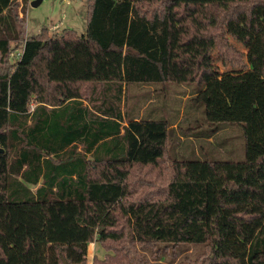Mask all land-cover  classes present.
<instances>
[{"label":"trees","instance_id":"obj_1","mask_svg":"<svg viewBox=\"0 0 264 264\" xmlns=\"http://www.w3.org/2000/svg\"><path fill=\"white\" fill-rule=\"evenodd\" d=\"M22 1L19 18L0 0V264H86L94 241L92 264L183 242L203 253L177 264H264V79L214 78L208 30L211 4L228 5L225 28L264 0H87L83 33L29 36ZM173 83L196 84L206 121L241 127L243 160L171 156L174 121L139 110ZM141 86L155 93L129 111Z\"/></svg>","mask_w":264,"mask_h":264},{"label":"rangeland","instance_id":"obj_2","mask_svg":"<svg viewBox=\"0 0 264 264\" xmlns=\"http://www.w3.org/2000/svg\"><path fill=\"white\" fill-rule=\"evenodd\" d=\"M16 1L18 17L21 18L23 1ZM33 1L27 0L25 4V36L36 33L44 25L50 33H58L66 27L77 33L86 30L87 0H41L37 5H32ZM227 6L217 3L209 6L208 30L214 39L210 53L212 76L216 79H264V4L253 8L250 16L245 12L239 13L235 20L223 28L219 19ZM221 36L237 50L236 58L230 57L229 50L224 48L220 40ZM20 48L19 46L17 50ZM237 59L243 66H233L230 63V60ZM195 89V83H173L168 84L166 93L156 92L155 96H152L155 93L154 87L141 86L136 90L139 95L128 100L131 108L127 107L131 111L133 106L143 102V94H151V101L143 105L139 115L174 121L168 132L169 152L174 158L243 160L244 138L241 127L233 122L206 121L203 105L186 97L188 91ZM192 108L195 112L190 115L189 109ZM88 248L86 264L92 261L93 244L89 243ZM155 248H163V251L160 252L158 261H154L150 253L146 252L149 264H177L185 258H196L203 253L204 246L203 243L183 242L176 245L167 244V247L157 244Z\"/></svg>","mask_w":264,"mask_h":264},{"label":"crops","instance_id":"obj_3","mask_svg":"<svg viewBox=\"0 0 264 264\" xmlns=\"http://www.w3.org/2000/svg\"><path fill=\"white\" fill-rule=\"evenodd\" d=\"M83 33V32H82ZM93 244V248H92V253H91V259L94 255H96L98 258H102L104 256V254L106 253V251L104 249H102L99 244L97 242H90ZM88 246H87V255L86 258L88 257ZM90 264H92V261H90Z\"/></svg>","mask_w":264,"mask_h":264},{"label":"water","instance_id":"obj_4","mask_svg":"<svg viewBox=\"0 0 264 264\" xmlns=\"http://www.w3.org/2000/svg\"><path fill=\"white\" fill-rule=\"evenodd\" d=\"M41 0H34L32 5H37ZM3 152V148L0 147V153ZM62 264H66L65 260L62 258Z\"/></svg>","mask_w":264,"mask_h":264}]
</instances>
